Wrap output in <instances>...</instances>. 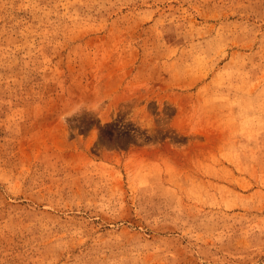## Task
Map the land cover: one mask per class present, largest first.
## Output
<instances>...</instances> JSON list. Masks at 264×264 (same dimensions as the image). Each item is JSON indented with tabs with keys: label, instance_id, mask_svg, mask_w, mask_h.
Returning <instances> with one entry per match:
<instances>
[{
	"label": "rangeland",
	"instance_id": "obj_1",
	"mask_svg": "<svg viewBox=\"0 0 264 264\" xmlns=\"http://www.w3.org/2000/svg\"><path fill=\"white\" fill-rule=\"evenodd\" d=\"M0 264H264V0H0Z\"/></svg>",
	"mask_w": 264,
	"mask_h": 264
}]
</instances>
